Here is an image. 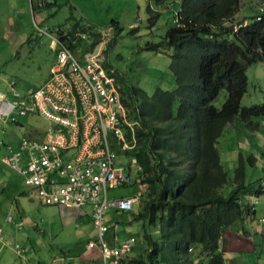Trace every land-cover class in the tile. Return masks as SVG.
<instances>
[{"label": "trees", "instance_id": "trees-1", "mask_svg": "<svg viewBox=\"0 0 264 264\" xmlns=\"http://www.w3.org/2000/svg\"><path fill=\"white\" fill-rule=\"evenodd\" d=\"M151 1L164 5L175 0ZM246 1L264 6V0ZM241 2L179 0L162 41L147 45L154 51L171 50L174 89L157 87L148 95L115 69L127 118L139 126L136 145L129 152L138 170L130 185L144 191L125 211L130 222L139 224L145 248L132 263L195 264V258L206 255L207 264H226L223 232L255 214L254 205L244 197L262 195L261 180L248 181L249 167L239 155L229 182L217 146L225 127L238 115L252 129L259 127L253 118H264V101L240 104L248 88L247 68L264 61V8L261 20L252 14L244 24L235 21ZM149 10L153 24L159 11ZM77 32L83 33L73 26L67 34ZM68 43L72 49L74 43ZM103 64L111 67L107 61ZM222 91L225 99L217 107L214 101ZM247 159L253 166L252 157Z\"/></svg>", "mask_w": 264, "mask_h": 264}, {"label": "rangeland", "instance_id": "rangeland-1", "mask_svg": "<svg viewBox=\"0 0 264 264\" xmlns=\"http://www.w3.org/2000/svg\"><path fill=\"white\" fill-rule=\"evenodd\" d=\"M178 4L179 0L164 5H156L151 0H57L51 8H44L41 14L31 16L26 22L19 19L22 28L14 32L3 29L5 19L1 18L0 90L6 88L7 82H14V89L20 94H26L48 79L58 44L50 42L47 36L40 35L37 25L50 28L60 24L63 28L74 26L85 33L86 38L72 46V50L81 58L98 52L101 61H107L122 74V77L142 88L148 95L157 87L172 90L175 88V79L169 66L171 50L154 51L147 48V45L162 41L167 29L174 22ZM149 7L159 11V16L153 24L148 21ZM261 7L264 8L257 1L242 0L235 21H243L245 18L250 21L252 14L259 12ZM19 11L18 8L13 9L14 15L16 16ZM66 24L69 27H66ZM36 33L38 35L36 43L26 41L31 34ZM247 77L248 88L241 99V106L263 102L264 61L252 63L247 68ZM224 99L225 91H222L214 105L221 107ZM253 120L259 121L258 129L247 126L238 115L233 124L229 123L225 127L217 146L229 182L232 180L239 155L244 158L247 166L249 165L247 158L251 156L255 168H248V181H252V178L260 179L264 189V118ZM19 122L20 126L13 125L12 133L15 140L21 136L40 138L50 127L48 120L40 115H29L19 119ZM131 123L135 135L136 127L139 126L135 121ZM124 161H129L128 156L124 157ZM134 170L136 175L137 169ZM8 172L22 193H19L20 198L9 192L2 193L3 197H9L10 209L0 207V220L9 228L11 222L7 221L8 214L17 217L18 220L21 219L23 225L20 232L27 233L35 249H37L35 244L39 246L38 254L44 251L50 255H60L62 252L74 254L85 240L98 238V229L94 225L91 208L87 205L80 207L44 205L35 194L27 198L28 187L22 177L11 169ZM229 186L230 183L225 185V192ZM135 187L136 185H132L110 190L109 196H123L133 191ZM262 196L264 197V192ZM113 209L107 207L104 210L106 242L110 240L112 234L118 235V238L123 236L121 227L115 226L120 224L118 214L109 213ZM258 218L256 216V220ZM128 227L139 238V224L133 222ZM139 239L134 246V258L140 256L145 248L141 245L144 242ZM96 260L102 263L100 254Z\"/></svg>", "mask_w": 264, "mask_h": 264}, {"label": "built area", "instance_id": "built-area-1", "mask_svg": "<svg viewBox=\"0 0 264 264\" xmlns=\"http://www.w3.org/2000/svg\"><path fill=\"white\" fill-rule=\"evenodd\" d=\"M47 3L40 0L38 6ZM260 11L255 13L256 20L262 18ZM37 29L58 44L56 59L48 79L28 93H18L14 82L0 90V126L40 115L50 127L40 138L21 136L14 142L0 138V162L33 188L42 204L91 208L98 238L89 240L86 249L97 247L101 264H122L136 238L114 235L116 244L109 246L104 237V210H130L139 196H109L110 190L133 182L136 165L127 154L134 149L136 138L116 86L115 68L106 67L98 52L81 58L70 48L68 42L85 39V33L69 35L57 26ZM7 221L13 218L9 215ZM15 224L22 226L20 221ZM4 238L0 228V240ZM14 249L25 258L24 246L15 243ZM24 264L32 263L25 258Z\"/></svg>", "mask_w": 264, "mask_h": 264}, {"label": "crops", "instance_id": "crops-1", "mask_svg": "<svg viewBox=\"0 0 264 264\" xmlns=\"http://www.w3.org/2000/svg\"><path fill=\"white\" fill-rule=\"evenodd\" d=\"M38 3H40V0H0V21L1 18L5 19V26L3 27V29H7L8 32H14L22 28V24L21 21H19V19H22L24 22H26L27 20L31 19V16L35 17L36 14H41L44 8H48V7L51 8L53 4L57 3V0H49V3H52L50 6L48 5V3L45 6H38L37 5ZM16 8H18L20 11L15 16L13 13V9ZM244 20L245 22L249 21L247 18H245ZM67 25L68 24H66V27H69ZM55 26L58 25H54L50 28L47 27H43V28L52 29ZM58 27L63 33H67V31L72 28V27L63 28L61 24ZM39 34L44 35L40 32ZM47 38L50 40L48 36ZM26 41L31 42V44L36 43L38 41L37 33L31 34L26 39ZM50 42L52 41L50 40ZM57 51L58 48L56 50V53ZM56 53H55L54 61L56 59ZM13 125L20 126V124H16V123H7L4 124L3 126H0V135H1L0 137L4 141L14 142L15 138L13 137V133H12L14 128ZM127 154L131 155L129 154V152H127ZM254 166L255 165L253 166L248 165L247 167L251 169L252 167L255 168ZM8 168H9L8 166L0 162V207H8L10 209V206H8L9 197H3L2 193L9 192L12 195L18 196L20 198L19 193H22V190L19 187H17V183L15 179H13L11 174L8 172L10 168L9 169ZM135 168H137V165H135ZM137 171L138 170H136V173ZM133 182H134V178H133ZM129 185L124 187H128ZM26 186L28 187V193L26 197L29 198L30 196H33L35 193L32 187L28 185ZM143 191H144V187L136 186L133 191H129L127 194L123 196H127V195L139 196L140 192ZM261 196L262 195H260L259 197L245 196L244 200L254 205V209H255L254 216L251 219L243 220L228 227L223 232L221 236V241H222L221 248L223 249V257L225 259L226 264H264V197L262 196V198L260 199ZM256 209L258 210V212ZM112 212L117 213L120 219V224L119 225L115 224L117 228L121 227V231L123 233L122 234L123 236L120 237L119 239L125 238L128 235H133L136 238L137 236L131 230H129L128 227V225L132 223L130 222V218L127 214L128 211H116L115 209L109 211V213ZM8 215H10L13 218L12 221L13 223L11 222L9 228L4 226V222L0 220V228L5 234L4 240H0L1 264H24L25 258L30 260L32 264H101V261L98 262V260H96V258L100 254L99 249L97 247L92 249H86L87 242L92 238L85 240V242H83L80 245V247L78 248V250H76L74 254L62 252V254L60 255H50L46 251H44V253L38 254L39 246L35 244L37 248L35 249L32 245V240L29 239L27 233L26 232L21 233L20 232L21 227L19 228L15 224V222L17 221L22 222V220L21 219L18 220L17 217H15L16 218L15 219L11 214ZM256 216L259 217L257 220H256ZM112 236L113 234L111 235L110 240L107 241V243L111 247L116 244L112 240ZM136 242H137V238H136ZM15 243H19L25 247L26 249L25 258H22L16 253L14 249ZM134 246H133V250H134ZM133 252L134 251H132L126 258L124 257L122 264H135L131 262V259L135 257L133 255ZM207 260H208V256L202 255L199 258H195L193 263L207 264Z\"/></svg>", "mask_w": 264, "mask_h": 264}]
</instances>
